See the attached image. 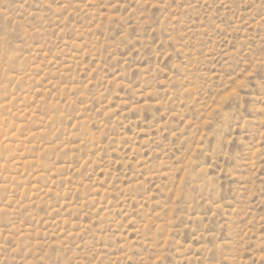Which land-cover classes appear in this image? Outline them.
I'll use <instances>...</instances> for the list:
<instances>
[{"label": "rangeland", "instance_id": "1", "mask_svg": "<svg viewBox=\"0 0 264 264\" xmlns=\"http://www.w3.org/2000/svg\"><path fill=\"white\" fill-rule=\"evenodd\" d=\"M0 264H264V0H0Z\"/></svg>", "mask_w": 264, "mask_h": 264}]
</instances>
